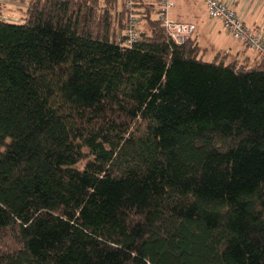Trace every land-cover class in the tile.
I'll list each match as a JSON object with an SVG mask.
<instances>
[{
    "label": "trees",
    "instance_id": "obj_1",
    "mask_svg": "<svg viewBox=\"0 0 264 264\" xmlns=\"http://www.w3.org/2000/svg\"><path fill=\"white\" fill-rule=\"evenodd\" d=\"M0 19V264H264V59L204 60L155 6ZM240 62V63H239Z\"/></svg>",
    "mask_w": 264,
    "mask_h": 264
},
{
    "label": "built area",
    "instance_id": "obj_2",
    "mask_svg": "<svg viewBox=\"0 0 264 264\" xmlns=\"http://www.w3.org/2000/svg\"><path fill=\"white\" fill-rule=\"evenodd\" d=\"M210 19L219 21L232 38L264 59V36L250 27L234 8L223 0H203ZM157 19L165 28L168 36L178 45H184L195 35L197 27L193 23L176 21L171 13L175 7L174 0H157ZM129 17L126 28L116 43L123 48H131L140 39V16L136 12L135 0H124ZM1 19V15H0Z\"/></svg>",
    "mask_w": 264,
    "mask_h": 264
},
{
    "label": "crops",
    "instance_id": "obj_3",
    "mask_svg": "<svg viewBox=\"0 0 264 264\" xmlns=\"http://www.w3.org/2000/svg\"><path fill=\"white\" fill-rule=\"evenodd\" d=\"M223 1L226 2L228 5H230L232 8H234L247 25L256 29L264 36V0H223ZM143 2L150 3L155 6V12L153 18L157 19V11H158L157 0H143ZM174 3H175V7L171 13L172 19L176 21L193 23L196 25L197 30H199V32L206 30L213 37L214 43L217 46L221 44L223 45V50H225V52H218V54L224 53V56H226L227 58H232L237 61H241L244 65L250 67L254 66L257 63V61L259 60V56L257 55V53L251 49L246 48L239 41H236L232 37H230L234 40L232 43H228L227 45L223 43L222 34L224 33L223 32L224 29L219 21L210 22L209 25L206 26L204 25L203 22L202 23L201 22L198 23V21L195 22L194 19L197 17L199 12L197 8L191 4L190 0H174ZM204 10L206 15H208L205 4H204ZM0 15L3 16V9L1 2H0Z\"/></svg>",
    "mask_w": 264,
    "mask_h": 264
},
{
    "label": "rangeland",
    "instance_id": "obj_4",
    "mask_svg": "<svg viewBox=\"0 0 264 264\" xmlns=\"http://www.w3.org/2000/svg\"><path fill=\"white\" fill-rule=\"evenodd\" d=\"M190 1H191V4L194 7H196L199 12L197 17L194 19L195 22L197 21L198 23L203 22L204 25L206 26V25H209L210 22L217 21V20L210 19L209 16L206 15L205 10H204L205 3L203 0H190ZM0 2L2 3V9H3V16H1L3 20H6L7 22H11V23H22L24 21V18L26 16V9H27L26 3H24L21 0H0ZM118 5H119L118 8L120 10L122 9L126 10L124 0H118ZM126 21H128V19L125 20L124 23ZM126 24L127 23H125V26L122 29L116 28V36H115L116 38H118L119 36L123 34L126 28ZM149 29L150 28H149L148 23L140 21V31L142 33L149 31ZM224 30H223L224 33L222 34V38H223V43L227 45L228 43H232L234 40L230 38L232 36L230 34H227V32L225 33ZM194 36L197 39L198 44L202 48V56L204 60L212 61L215 55L218 54V52H225V50H223V45L221 44L217 46L214 43L213 37L206 30H203L202 32H199V30H196ZM220 59L225 60L226 63H230L235 60L232 58H227L226 56H224V53H220ZM259 61H260V58L257 62Z\"/></svg>",
    "mask_w": 264,
    "mask_h": 264
}]
</instances>
